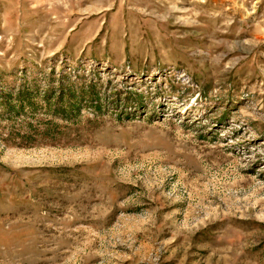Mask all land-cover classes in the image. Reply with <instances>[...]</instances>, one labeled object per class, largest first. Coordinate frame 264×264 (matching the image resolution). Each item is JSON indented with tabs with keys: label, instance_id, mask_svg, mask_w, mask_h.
I'll return each instance as SVG.
<instances>
[{
	"label": "rangeland",
	"instance_id": "374dc122",
	"mask_svg": "<svg viewBox=\"0 0 264 264\" xmlns=\"http://www.w3.org/2000/svg\"><path fill=\"white\" fill-rule=\"evenodd\" d=\"M0 264H264V0H0Z\"/></svg>",
	"mask_w": 264,
	"mask_h": 264
}]
</instances>
